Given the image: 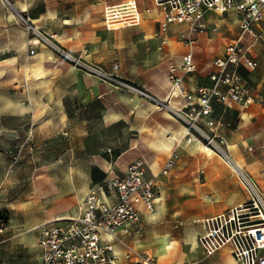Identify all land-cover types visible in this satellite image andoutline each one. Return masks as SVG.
I'll return each mask as SVG.
<instances>
[{
  "label": "crops",
  "instance_id": "obj_1",
  "mask_svg": "<svg viewBox=\"0 0 264 264\" xmlns=\"http://www.w3.org/2000/svg\"><path fill=\"white\" fill-rule=\"evenodd\" d=\"M21 17L27 23L21 22ZM160 18L154 0H0V133L13 135L27 118L32 126L42 128L50 121L49 116L55 115L54 101L67 96L82 98L87 102V109L101 106L97 109L100 115L117 116L115 121L126 125H134L132 121L139 119L149 120L147 125L132 127L136 132L132 138L135 143L129 146L132 151L124 150L114 163L112 161L122 166L119 171L98 167L93 174H88V184L92 187L105 179L119 177L129 163L143 159L147 165L146 176L158 178L156 200L151 210L139 205V218L130 233L116 231L120 241H112V250L117 255V264H125L126 253L130 254L129 261L142 257L153 264H238L230 244L211 254H206L197 244L198 236L206 230V219L247 200L230 162L215 153H207L203 149L205 144L194 137L187 142L183 136L184 124L172 114L167 112L165 118L159 120V111L152 109L151 104L145 106L141 97L125 90L116 91L113 84L82 72L56 49L89 63L101 64L108 70L112 62L117 61L118 69L112 70L124 75L117 76L144 88L163 102V95L168 92V79L163 82L162 89L157 87L154 76L141 79L136 71L144 68L148 60L145 57L134 59V55L140 50L153 58L150 66L167 69L173 62H180L188 52L192 53L197 68L198 61L194 53L195 41L190 47L183 45L177 40V33H173L175 30H169L161 45L156 36ZM36 30L44 38L30 46L29 40L36 39ZM170 47H180L176 57ZM255 48L252 55L256 60ZM30 49L34 50L32 55ZM214 59L204 62V66L210 68L207 76ZM242 77L247 81L246 76L242 74ZM208 83V79L192 81L189 76L184 86L194 92ZM261 84L264 85V74ZM232 105L239 111H231ZM232 105L222 108V113L230 115L233 128L221 124L216 129L230 147L228 154L223 151L246 169L264 190V115L252 112V104L247 109ZM213 117L220 119L214 113ZM241 123L249 124V130H241ZM141 130L149 132L144 140L139 133ZM256 136L260 138L255 145L251 138ZM138 144L147 148L146 152L136 149ZM173 151L178 154L174 166L161 174L163 164ZM79 214L78 207L68 216Z\"/></svg>",
  "mask_w": 264,
  "mask_h": 264
},
{
  "label": "built area",
  "instance_id": "obj_2",
  "mask_svg": "<svg viewBox=\"0 0 264 264\" xmlns=\"http://www.w3.org/2000/svg\"><path fill=\"white\" fill-rule=\"evenodd\" d=\"M154 3L161 16L156 33L161 45L174 25L184 26L181 32H177V38L188 47L194 44L193 33L201 34L209 29L215 31L217 25L209 27L204 21L207 11L218 15L232 11L236 15L238 35L225 44L223 55L212 61L208 84L197 87L194 92L185 88L183 75L197 70L191 52L182 56L179 65L171 64L167 70L168 103L172 99L181 103V108L172 105L171 111L173 117L175 115L184 124L186 141H191V137L204 141L221 156L225 152L215 140L220 138L222 142L216 133L220 123L213 117L215 106L225 108L236 104L247 109L257 100V95L242 77L241 69L253 70L257 66L252 55L254 47L264 50V0H154ZM20 21L27 23L22 17ZM28 28L34 31L30 25ZM34 36L35 40H29L30 46L44 38L38 30ZM56 49L85 73L109 79L100 66L73 57L58 47ZM33 52L30 49V55ZM113 68H118L116 62ZM177 158L178 154L173 151L160 173H167ZM145 167L147 165L142 160L129 163L119 177L105 179L89 188L78 216L40 224L38 264H117V255L112 250V241H120L116 231L121 229L124 234H129L139 218L138 206L151 210L156 200L158 178L155 175L147 177ZM234 173L247 200L206 219V230L198 236L197 244L206 254L230 244L232 256L238 264H264V193L246 171L242 169L238 173L234 170ZM255 223H259L258 229L251 231L246 228ZM124 257L129 259L130 254L126 253ZM130 263L153 264L142 257L131 259Z\"/></svg>",
  "mask_w": 264,
  "mask_h": 264
},
{
  "label": "rangeland",
  "instance_id": "obj_3",
  "mask_svg": "<svg viewBox=\"0 0 264 264\" xmlns=\"http://www.w3.org/2000/svg\"><path fill=\"white\" fill-rule=\"evenodd\" d=\"M235 19L236 15L232 11L222 15L211 11L205 13L206 25L210 27L216 24L217 29L192 34L197 46L194 53L198 68L192 74H184V82L189 76L192 77V81L194 79L207 81V72L210 68L205 67L204 62L223 55L225 44L237 37L239 31ZM171 28L175 30L173 33H177L181 32L184 26L174 25ZM177 40L180 41V39ZM170 48L176 57L180 47ZM254 54L257 66L253 70L242 68V74L247 77L253 94L257 95V100L251 105V111L264 115V85H259L260 78L264 74V50L256 47ZM128 56H125V59H128ZM141 57L147 58L148 61L145 67L139 68L136 73L143 80L154 76L157 78V87L162 89L163 82L168 79V69L150 66L153 58L143 55L139 50L134 55V59ZM115 62L117 63V61L112 62L111 70L104 68L101 64H95L109 75V79L104 81L116 86L114 87L116 91L125 90L132 96L141 97L140 101L145 106L150 107L151 104L152 109L159 111V120L164 119L167 112L172 114L171 109L167 108L169 104L181 108L178 100L172 99L171 103L161 102L144 88L117 76L124 75L119 71H113L118 69L113 68ZM173 63L180 64V62ZM146 86L150 85L146 84ZM163 96L164 99L167 94L164 93ZM261 97L262 100H258ZM134 99L136 101L137 98L134 97ZM121 100L127 101L123 98ZM86 104L85 100L77 96L55 100V115L49 116L50 121L42 128L32 126V121L27 118L22 128L13 135L0 133V264H38V226L55 218L66 217L78 207L80 209L84 195L90 187L89 172L93 174L98 167L102 169L110 167L109 170L119 171L122 166L114 165L112 161L113 163L116 161V156L120 152L132 151L129 146L135 143L132 138L136 133L132 127L149 123V120L139 119L132 121L134 125H126L122 121H115L117 116L100 115L97 109H101V106L95 105L94 108L87 109ZM222 108L215 106L214 110V114L220 118H218L219 125L228 124L233 128L232 123L229 122L230 115L223 114ZM230 109L239 111L234 105ZM174 119L181 121L175 115ZM240 129L249 130V124L241 123ZM139 133L143 136V140L149 134L148 130H141ZM259 138L260 136L252 137L251 141L256 145ZM215 140L228 154L230 147L227 143L223 140L220 142V138ZM136 149L145 152L147 150V148L139 147V144ZM262 191L264 193V190ZM124 261L125 264H130L128 259Z\"/></svg>",
  "mask_w": 264,
  "mask_h": 264
},
{
  "label": "bare ground",
  "instance_id": "obj_4",
  "mask_svg": "<svg viewBox=\"0 0 264 264\" xmlns=\"http://www.w3.org/2000/svg\"><path fill=\"white\" fill-rule=\"evenodd\" d=\"M165 100H166V101H165ZM165 100H163V102H166V103H167V102L170 101V99H169L168 96L165 98ZM159 101H161V100H159ZM161 102H162V101H161ZM167 108H168V109H173L172 106H171V104H169V105L167 106ZM203 149H204L207 153H215V151H214L212 148H210L209 146L203 145ZM221 156H222L223 158H226V159L228 160V162H230L232 168H233L234 170H236L238 173H239L240 171H242V168L236 163V161H232L231 159L228 158V156H226V155L223 154V153H221ZM60 219H61V218H60ZM246 228L249 229V230H251V231H254V230H256V229L259 228V223H255V224L247 225ZM147 264H149V263H147Z\"/></svg>",
  "mask_w": 264,
  "mask_h": 264
}]
</instances>
